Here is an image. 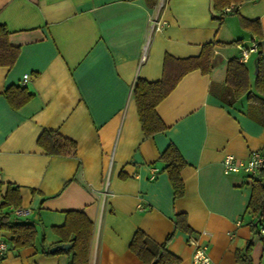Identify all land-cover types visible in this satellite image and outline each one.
<instances>
[{
    "label": "crops",
    "instance_id": "crops-1",
    "mask_svg": "<svg viewBox=\"0 0 264 264\" xmlns=\"http://www.w3.org/2000/svg\"><path fill=\"white\" fill-rule=\"evenodd\" d=\"M211 0H0V23L19 53L0 65V204L6 184L19 188L17 214L37 229L35 245L8 250L0 264H67L54 247L52 230L67 210H80L93 222L89 264H142L129 242L141 229L155 243L171 233L166 248L190 264L187 239L207 245L217 264H238L236 253L252 242L250 264H264V235L250 228L246 212L253 178L224 173L227 153L246 159L264 151V125L257 106L245 96L223 100L229 59L237 43H256L244 63L249 80L255 58L264 63V0H246L222 23L211 17ZM229 13V12H227ZM231 15V16H230ZM258 20L260 36L240 23ZM212 43L211 68L186 71L156 105L164 130L143 135L131 88L136 78L162 76L165 55L196 57ZM28 74L24 82L22 77ZM23 86L31 97L20 107L4 90ZM57 130L76 142L75 154L49 155L37 144L41 130ZM172 142L185 160L184 192L174 198L159 159ZM184 212L189 232L175 228ZM205 230L207 234H203Z\"/></svg>",
    "mask_w": 264,
    "mask_h": 264
},
{
    "label": "trees",
    "instance_id": "trees-1",
    "mask_svg": "<svg viewBox=\"0 0 264 264\" xmlns=\"http://www.w3.org/2000/svg\"><path fill=\"white\" fill-rule=\"evenodd\" d=\"M246 0H211V17L222 23L223 17L227 14H235L234 8ZM232 6L229 13L225 12V7ZM241 25L249 30L254 38L260 36V25L258 20L240 18ZM8 38V30L4 24L0 23V65H12L17 56L18 46L11 45ZM212 43L204 44L201 54L196 57L174 59L165 55L163 62L162 76L158 80L149 81L141 77L134 81L131 94L136 104L140 127L143 135L149 137L156 132L164 130L166 127L156 113V105L169 93L173 85L193 68H200L207 71L211 68ZM255 75L253 82L249 83V71L244 63L237 61L236 57L229 59L225 72V93L221 96L225 102L231 104L242 95L247 102L256 105L258 109V122L264 125V63L261 56L255 58ZM13 108H18L24 104L31 94L23 86L10 85L2 92ZM37 138V144L41 146L49 155H72L75 154L76 142L66 137L57 130L44 129ZM159 159L163 162L169 182L172 186L173 197L177 198L183 194L184 184L181 176V169L185 165V160L181 156L177 147L170 142L161 151ZM251 192L247 200L246 212L253 217L250 226L253 230L257 224L264 221V168L260 170L258 176L252 180ZM0 204V228L11 233V243L14 248H24L35 245L37 229L34 223L21 221L12 215V211L5 208L11 206L17 208L21 202L19 188L6 184ZM65 221L62 225L53 226L52 230L60 237V241L54 245V250L45 248L43 252L56 254L66 252L69 255L67 264H89V248L92 237L93 222L80 210H67ZM175 228L190 231L186 215L184 212H177L174 215ZM171 233L161 243H155L141 229H136L129 242L130 251L133 252L142 264H177L179 258L166 248ZM63 243H69L67 249L60 247ZM252 242L248 240L242 251L236 253L238 264H250V250Z\"/></svg>",
    "mask_w": 264,
    "mask_h": 264
},
{
    "label": "built area",
    "instance_id": "built-area-1",
    "mask_svg": "<svg viewBox=\"0 0 264 264\" xmlns=\"http://www.w3.org/2000/svg\"><path fill=\"white\" fill-rule=\"evenodd\" d=\"M224 10L225 12H229L232 10V6H227ZM237 48L239 49V56L236 57L237 61L245 63L249 58V54L256 50L257 45L254 42L247 46L242 43H237ZM27 78L28 74H24L22 77L24 82ZM220 163L222 164L224 173L232 174L243 172L254 179L258 176L260 170L264 168V151H251L246 159L237 158L233 154L227 153L223 156ZM12 211L17 214L23 212V210L19 208H15ZM257 230L261 235H264V221L259 223ZM202 233L207 234L205 230H202ZM186 243H188L192 249L190 264H217L208 256L207 245L200 243L198 238L189 235ZM6 250H8V244L0 240V256L4 255Z\"/></svg>",
    "mask_w": 264,
    "mask_h": 264
},
{
    "label": "water",
    "instance_id": "water-1",
    "mask_svg": "<svg viewBox=\"0 0 264 264\" xmlns=\"http://www.w3.org/2000/svg\"><path fill=\"white\" fill-rule=\"evenodd\" d=\"M255 68H256V67H255ZM255 68H254V69H255ZM255 71H256V69H255ZM69 246H70L69 243H63V244L60 245V247H62V248H64V249H67V247H69ZM50 249H51V250H54V247H50Z\"/></svg>",
    "mask_w": 264,
    "mask_h": 264
},
{
    "label": "rangeland",
    "instance_id": "rangeland-1",
    "mask_svg": "<svg viewBox=\"0 0 264 264\" xmlns=\"http://www.w3.org/2000/svg\"><path fill=\"white\" fill-rule=\"evenodd\" d=\"M231 16V15H230Z\"/></svg>",
    "mask_w": 264,
    "mask_h": 264
}]
</instances>
